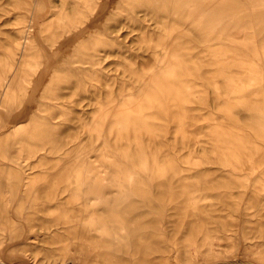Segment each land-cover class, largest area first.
<instances>
[{
  "label": "bare ground",
  "instance_id": "bare-ground-1",
  "mask_svg": "<svg viewBox=\"0 0 264 264\" xmlns=\"http://www.w3.org/2000/svg\"><path fill=\"white\" fill-rule=\"evenodd\" d=\"M13 185L27 208L43 201L39 188L58 187L56 210L80 222L72 232L93 242L92 264L135 252L153 258L158 250L141 239L169 225L136 231L155 212L169 222L181 201L184 215L193 213L178 250L190 253L196 209L219 201L211 191H251L245 205L257 209L244 223L257 221L264 0H0V210ZM230 197L238 206L242 196ZM33 214L25 216L29 239ZM13 223L10 232L0 224V264H9L6 234L22 233ZM204 230L197 250L220 256L210 264H264L261 253L228 260L237 247L216 251ZM81 244L66 241L58 264H83ZM175 251L179 264H193Z\"/></svg>",
  "mask_w": 264,
  "mask_h": 264
},
{
  "label": "rangeland",
  "instance_id": "rangeland-1",
  "mask_svg": "<svg viewBox=\"0 0 264 264\" xmlns=\"http://www.w3.org/2000/svg\"><path fill=\"white\" fill-rule=\"evenodd\" d=\"M54 181L55 183L58 182L57 179ZM11 188L12 189L10 191H12L13 195L9 197V203H7L6 206H3L0 210V214L7 216L0 219V224L6 227V230L10 232V230L13 231L15 229L13 226V220H16L21 223V227L19 229L16 228V230H20L22 233L11 232L6 234V241L3 244V255L5 258L9 257V264H31L29 253H32V251L30 249L36 245H38V247L34 249L33 253L36 256L35 260L37 264H58L62 256L60 247L68 240L71 242V244L76 246L82 245V242L84 243V250L80 255H78L80 259H77L76 262L92 264V261L95 259L93 242L89 243V241H84V236L75 235L72 232L74 227L77 229H82L80 222L75 220L65 221L63 220L60 211L56 210V207H58L59 204L56 205L54 202L60 197L58 187L47 188L45 190L44 188H39L37 191H40L39 195L41 198H43V201L39 200L40 204L30 206L28 208L18 205L17 201L15 200V194L20 190L14 185ZM42 191H47V193H42ZM211 192L214 195L219 196V201L210 206L208 210L200 209L199 207L196 209L195 212L198 213L197 218L199 219H196L198 222H193L196 224L193 227L195 229L196 236L190 238V253L184 254L183 252L179 251L182 248L183 240H185L183 232L187 227V225L185 226L186 222H183V219L186 218L187 214L190 215L193 213L192 211H187V214L184 215V206L183 202L181 201L180 205L177 206L176 209H174L172 206L168 209L169 211H167V213H170L169 222H161L160 218L162 217L160 216L162 215H160L159 212H155L153 213L155 217L154 223L148 221L147 219L143 221L141 226L138 227L139 229L136 231L135 237H138L141 235L140 230L142 228L149 229L152 228L151 226L153 225H169L167 232L168 234H149L148 236H144V238L141 239L144 241V243L146 242V244H154V247L158 250L153 258L149 257L148 254L141 255L139 252H135L133 254H125V256L121 255L119 258H113L115 263L141 264L143 261L149 264H157V262L162 259V257H165L169 261V264H179V259L174 257L176 253L175 249L177 248V254L181 261H189L193 264H210L211 260L216 256H212L211 254H208L202 250H197L199 246L202 248L208 239L203 234L205 231L204 229L206 228L213 233L209 240L213 242L216 251H222L226 249L228 245L237 247L236 252L229 253L228 260L236 261L241 257L253 259V255L257 253L264 255V210H261V214L258 216L257 221L250 222L247 225L244 223V219L248 216H252L257 209L255 206L247 208L245 205L247 199L252 197L251 191ZM237 195L242 196L238 202V206L235 205V201L230 197ZM63 199H67V197H64ZM41 203H43V205ZM175 210L179 213L176 214ZM27 211H35V214L33 215H38L36 219L31 221L35 225L32 230L33 235L31 239L28 238L30 234V227L28 226L29 222L25 217ZM165 213L166 212H163V217L165 216ZM62 226H69L67 232ZM196 229L199 231L201 229L202 233L199 232V235H197L198 230ZM59 230L65 231L66 236H64L63 233L61 235L58 234ZM218 230H221V232H218ZM224 231L235 232V235L226 236L224 235ZM100 246L97 247H100L101 250L105 252L109 248L105 242H102ZM20 247L21 250L18 249ZM48 250H51V252H48ZM65 255L66 261L70 260L71 257L74 256L73 253H68ZM216 258L219 259L220 256ZM97 260L101 262L102 259L97 256Z\"/></svg>",
  "mask_w": 264,
  "mask_h": 264
}]
</instances>
